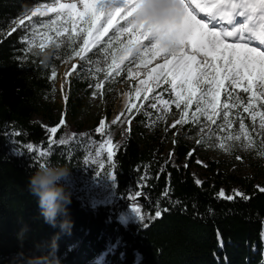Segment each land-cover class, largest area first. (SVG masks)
<instances>
[{"label": "trees", "instance_id": "1", "mask_svg": "<svg viewBox=\"0 0 264 264\" xmlns=\"http://www.w3.org/2000/svg\"><path fill=\"white\" fill-rule=\"evenodd\" d=\"M52 3L0 0V264H25L26 256L37 253L40 245L54 237L61 264H264V192L257 186V175L236 176L224 168V161L207 159L208 172H198L203 180L197 185L199 164L193 144L177 132L178 125L170 126L158 108L150 107L160 97L173 99L168 83L143 99L139 110L132 112L133 127H127L125 120L114 137L115 201L94 206L66 187L71 193L67 206L70 227L61 228L64 216L58 217L55 227L44 221L37 198L28 191V177L39 163L25 145L47 148L48 136L65 139V145H54L51 155L40 162H59L74 174L83 167L85 139L106 135V122L101 136L95 132L100 123L90 126L81 119L94 85L104 77L96 71L104 66L95 63L101 59L99 53L88 54L93 63L82 61L71 79L66 105L69 119L56 134L46 132L61 120L55 110L57 76L52 79L51 72L76 57L67 49H49L51 56L45 62L35 54L39 49L29 53L21 42L23 36L29 37L32 25L54 14L33 17L32 23L25 22L26 28L15 23L33 8ZM13 28L17 30L12 32ZM126 77L121 73L113 83L104 82L106 99ZM225 95L221 90V107ZM237 95L247 94L233 90L232 96ZM243 106L229 109L235 127L240 119L249 123ZM180 126L189 135L197 128L192 123ZM142 183L146 186L141 187ZM224 186L227 190L242 188L247 198H218ZM139 189L147 202L136 201V197L129 200V192ZM132 207L140 209L143 220ZM157 210L160 217H155ZM25 227L21 238L18 234Z\"/></svg>", "mask_w": 264, "mask_h": 264}, {"label": "snow or ice", "instance_id": "2", "mask_svg": "<svg viewBox=\"0 0 264 264\" xmlns=\"http://www.w3.org/2000/svg\"><path fill=\"white\" fill-rule=\"evenodd\" d=\"M177 2L179 8L175 10L174 18L161 28L133 19L142 0H72L70 3L54 0V4L41 5L31 12V16H25L19 21L18 27L26 28L25 20L32 23L33 17H45L49 12L56 14L55 19L41 23L45 31L33 28L32 38L25 35L21 42L26 44V51L29 53L34 49L48 48L59 52L63 48L89 64L93 61L89 60L88 54L99 53L101 59L95 63H102L104 66L96 71L104 73V81L113 80L121 73L138 78L140 73L133 72L128 67L129 64H134L137 69L140 66L147 68L157 57H162L163 63H157L146 73V79L139 80L142 87L135 89L137 99H149L147 95L141 97V92H153L154 88L149 86V82H154L155 87L159 88L163 80L176 93V108L180 109L183 105L180 118L173 127L192 123L203 133L202 138L196 141L197 144L204 143L205 139L215 138L220 141L217 146L226 152L235 147H254L253 137L243 119L239 120L238 130L233 129L226 136L220 137L217 132L232 129L234 121L229 118V109L240 105H244L243 112L251 117L253 131L257 117L259 129L264 131V0ZM16 30L13 28L12 32ZM35 54L38 55V52ZM76 67L73 65L74 70ZM56 75L53 69L51 78L55 79ZM104 81L97 82L95 88L102 89ZM235 89H240L247 95L233 97L232 91ZM221 90L226 94L222 107ZM232 100L238 103L228 102ZM161 103L168 105V101ZM194 104L195 111L191 112L189 118V109ZM150 107L156 109L157 103H151ZM131 109L139 110L136 104H132ZM201 117L204 119L201 120ZM217 118L222 123H218ZM65 123L62 117L58 125L46 128V132L54 135ZM104 125L105 121L101 120L95 132L104 136ZM75 137L76 134H73L74 140ZM66 143L65 139L55 140L50 135L47 137L46 150L36 151L32 144L25 145V148L29 152L36 151L35 158L40 166L43 164L40 161L51 155L54 145ZM105 145L107 158L111 160L116 154V146L111 141L101 143L96 150L97 155L105 149ZM237 159L240 157L237 156ZM108 174L115 178L114 173ZM145 178L141 177L142 180ZM195 182L197 185L202 183L200 180ZM143 186L146 185H141ZM260 191L264 192V188ZM163 194L167 196L168 190L165 189ZM141 195L143 193L137 191L129 199ZM236 195L247 198L240 192ZM217 196L229 201L234 199L232 195L225 196L223 190ZM132 208L143 220L140 209ZM161 214L160 210L155 211V217H160Z\"/></svg>", "mask_w": 264, "mask_h": 264}, {"label": "rangeland", "instance_id": "3", "mask_svg": "<svg viewBox=\"0 0 264 264\" xmlns=\"http://www.w3.org/2000/svg\"><path fill=\"white\" fill-rule=\"evenodd\" d=\"M62 2L70 3L72 2V0H62ZM38 7L40 6L33 8L23 17L19 18L16 21L15 25H19V21L25 16H31V12ZM78 7L82 8V5L78 4ZM41 10L46 11V9L44 8H41ZM48 14H54L52 19H55V13L49 12L47 13V15ZM26 21L27 20H25V22ZM66 26L70 27V25ZM33 28L39 30L40 32L45 31V29L41 27V24L32 25V28L29 31V39L32 38ZM37 43H39L38 38ZM157 63H163V58L157 57L152 61V64L148 65L147 68H145L144 66H140L139 69H137V67L133 65L131 68L133 72L138 71L140 73L139 77L133 78L127 76L124 79L123 83L117 85L113 89V91L109 92V99H106L104 95V88L96 89L94 85L92 95L86 100V106L82 113L81 119L83 121H87L90 126H96L98 123H100L101 120H104L106 122V135L103 139H98L95 137H88L85 139L84 143L87 153L83 161V167L78 172L69 174L64 183L70 191L77 193L81 198L85 199L94 206L111 205L115 201L117 187L116 177L113 178L108 174L111 172L115 175L114 156L111 160L107 158V145H105V149L102 150L99 155H97L96 150L99 148V145L101 143H105V141H108L109 135L113 130L115 131V137L118 130L124 127L125 120H127V127H133L134 121L132 120L131 116L132 112L135 109H131V105L136 104L138 107L144 102L142 98L137 99L135 89L137 87H142L139 84V80L146 79V73L152 67H155ZM81 64L82 60H80L79 57H76L74 60H67L56 71L57 91L54 94L56 102L55 110L56 113L60 115L61 118L63 117L65 120L69 119L66 105L70 82L72 78L77 76L78 66ZM73 65L77 66L75 70L73 69ZM99 74L101 75V77L104 76L103 72H99ZM118 77L109 82L113 83L115 80H117ZM100 81H104V77ZM161 84L163 85L165 84V82H163L162 80ZM149 86H152L154 90L156 89L154 82L152 81L149 82ZM94 92L95 95L93 94ZM149 94L150 93L141 92L140 95L141 97H144L145 95L148 96ZM173 96L174 97L172 100H167L166 98L160 97V99L157 101V108L161 113L162 120L169 123L170 126H173L175 121L180 118L181 112L183 110V105H181L180 109H177L175 106V101L177 99L175 91H173ZM124 100L126 101L125 105L123 104ZM161 101H168V105L165 106L163 103H161ZM129 109H131V111ZM193 111H195V104L189 109V117L191 116V112ZM247 118L249 123H244L246 124V126H248L249 133L253 137L254 147L248 149L235 147L233 150L227 152L217 146L220 141L216 140L215 138L205 139L204 143L197 144L196 141L201 139L203 136V133H200V129L198 126L195 132L189 135L187 131H184L182 127L178 125L177 132L183 134L185 138L193 144L194 150L197 153V162L199 166H197V171L195 172V174L198 180H200L201 182L203 180L202 175L198 173L199 171L208 172L207 168L209 166V163L207 162V159L222 160L224 161V168L227 169L229 173L236 176L257 175V186L259 188H264V154H262L264 153V146H262V141H264V131L259 129V117H257L255 131H253V122L248 113ZM35 119L40 120L44 125H47V122L43 121L41 117L36 116ZM114 119H116L115 123H113ZM203 119L204 118L201 117V120ZM217 119L218 123H222V120H220L219 118ZM238 126H233L232 129H229L227 132H217V135L220 137H224L233 129L238 130ZM114 137L112 143L115 145ZM29 144H32L34 150L36 151H43L47 149L33 143ZM36 151L33 152L36 154ZM237 156H239L240 159H237ZM47 157L43 158L41 161L45 160ZM143 184L145 183H142V185ZM221 190L224 191L225 195L233 196L236 195L237 192L243 193L245 195V191L237 186H232L229 190H227L224 186ZM137 191L142 192L141 189L136 191L131 190L129 194L134 197V194Z\"/></svg>", "mask_w": 264, "mask_h": 264}, {"label": "clouds", "instance_id": "4", "mask_svg": "<svg viewBox=\"0 0 264 264\" xmlns=\"http://www.w3.org/2000/svg\"><path fill=\"white\" fill-rule=\"evenodd\" d=\"M179 8L177 0H142L133 19L145 24L159 27L167 25ZM48 49L38 50V55L45 62L51 56ZM70 169L59 162H46L38 166L28 177V191L38 200L40 214L44 221L53 227L57 225V219L64 216L60 221L61 228H69L71 221L67 218V206L71 202V193L64 183L69 176ZM26 227L18 234L23 238ZM58 243L54 237L50 242L38 247V252L24 258L25 264H61L58 255Z\"/></svg>", "mask_w": 264, "mask_h": 264}, {"label": "water", "instance_id": "5", "mask_svg": "<svg viewBox=\"0 0 264 264\" xmlns=\"http://www.w3.org/2000/svg\"><path fill=\"white\" fill-rule=\"evenodd\" d=\"M128 197H132V196L129 194ZM129 200H132V199H129ZM135 200L139 201V202H142V203L147 202V199L144 196H142V195L139 196V197H136Z\"/></svg>", "mask_w": 264, "mask_h": 264}, {"label": "bare ground", "instance_id": "6", "mask_svg": "<svg viewBox=\"0 0 264 264\" xmlns=\"http://www.w3.org/2000/svg\"><path fill=\"white\" fill-rule=\"evenodd\" d=\"M124 105L126 104V101L124 100V103H123ZM121 110H123V109H121ZM120 110V111H121ZM113 121H116V119H114ZM114 134H115V131L113 130V131H111V133H110V135H109V138H108V141H111L112 142V140H113V137H114Z\"/></svg>", "mask_w": 264, "mask_h": 264}]
</instances>
